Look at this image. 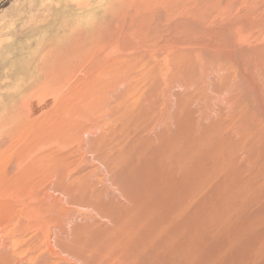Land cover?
I'll use <instances>...</instances> for the list:
<instances>
[{
  "label": "rangeland",
  "instance_id": "rangeland-1",
  "mask_svg": "<svg viewBox=\"0 0 264 264\" xmlns=\"http://www.w3.org/2000/svg\"><path fill=\"white\" fill-rule=\"evenodd\" d=\"M263 229L264 0H0V264H264Z\"/></svg>",
  "mask_w": 264,
  "mask_h": 264
},
{
  "label": "bare ground",
  "instance_id": "bare-ground-1",
  "mask_svg": "<svg viewBox=\"0 0 264 264\" xmlns=\"http://www.w3.org/2000/svg\"><path fill=\"white\" fill-rule=\"evenodd\" d=\"M34 125H35V124H34ZM164 125H165V124H164ZM159 126H160V125H159ZM162 163H163V162H162ZM160 166H162V170L164 171V169H163V168H164V167H163L164 164H163V165L160 164ZM158 168H159V167H158ZM170 168H171V167H170ZM170 168H169V169H170ZM167 169H168V168H167ZM167 169H165V170H167ZM148 170H149V169H148ZM148 170H146V171H147V172H150V171H151V169H150V171H148ZM159 170H160V169H159ZM152 171H153V170H152ZM152 171H151V172H152ZM163 171H161V172L163 173ZM165 172H166V171H165ZM152 173L156 174L157 171H156V173H155V172H152ZM164 174H166V173H164ZM164 174H163V175H164ZM168 174H169V173H168ZM156 175H157V174H156ZM170 175H171V172H170ZM174 175H175V174H174ZM148 176H149V174H148ZM151 176H153V175H151ZM171 176H172V175H171ZM153 177H154V176H153ZM156 177H158V176H156ZM156 177H155V178H156ZM159 177H160V175H159ZM162 177H163V176H162ZM169 177H170V176H169ZM169 177H167V178H169ZM175 177H176V176H175ZM146 178L149 179L147 176H146ZM160 178H161V177H160ZM160 178H159V179H160ZM163 178H164V177H163ZM172 178H174V177H172ZM172 178H171V179H172ZM151 179H152V178H151ZM151 179H150V180H151ZM164 179H165V178H164ZM169 179H170V178H169ZM174 179H175V178H174ZM144 180H146V179L144 178ZM151 181H153V180H151ZM160 181H161V179H160ZM163 181H164V180L161 181V184H165V182H167L166 180H165L164 182H163ZM170 181H172V180H170ZM147 182H149V181H147ZM162 182H163V183H162ZM175 182H176V181H175ZM145 183H146V182H145ZM173 183H174V182H173ZM173 183H172V184H173ZM148 184H149V183H147V186H149ZM150 184H152V185H150V186L153 187V184H155V182H154V183L152 182V183H150ZM167 184H168V182L166 183V186H167ZM169 184H170V182H169ZM169 184H168V185H169ZM156 185H157V183L155 184V186H156ZM158 185H159V184H158ZM158 185H157L156 187H160V185H159V186H158ZM170 185H171V184H170ZM150 186H149V187H150ZM155 186H154V187H155ZM163 186H164V185H163ZM163 186L161 185V187H163ZM171 186H172V185H171ZM173 186H175V184H173ZM149 187H148V188H149ZM151 187H150V189H151ZM154 187H153V188H154ZM164 188L166 189L167 187H163V188H161V189L163 190ZM161 189H160V191H161ZM167 189L169 190V188H167ZM147 190H148V189H146V191H147ZM153 190H154V189H153ZM168 190H166V191L168 192ZM173 190H174V189H173ZM146 191H145V192H146ZM158 191H159V188H158ZM164 191H165V190H164ZM164 191H163V192H164ZM170 191H171V189L169 190V192H170ZM173 192L175 193V191H173ZM173 192H172V194H173ZM182 192H183V191H182ZM157 193H158V192H156V194H157ZM159 193H160V192H159ZM159 193H158V195H156L155 199H154V196H155V195H154V196L151 195L150 198L153 197V200L150 199V201H151V202H152V201L155 202V200H156V202H157V200H158V202H159V201H160V198L158 199L157 196H160L161 193H162V191H161L160 194H159ZM180 193H181V192H180ZM146 194H148V193H146ZM146 194H144V197H145ZM149 194H152V191L149 192ZM149 194H148V195H149ZM164 194H166V193H164ZM164 194H162V195L164 196ZM170 194H171V193H170ZM177 194H178V192H177ZM177 194L175 193V195H177ZM182 194H183V193H182ZM162 195H161V196H162ZM175 195H174V197H175ZM178 195H179V194H178ZM178 195H177V196H178ZM166 196H167V195H166ZM177 196H176V197H177ZM146 197L148 198L147 195H146ZM167 197H168V196H167ZM168 198H169V197H168ZM168 198H167V200H170V199H168ZM170 198H171V196H170ZM172 198H173V195H172ZM172 198H171V200H172ZM178 198H179V197H178ZM180 198H181V197H180ZM183 198H184V197H183ZM184 199H185V198H184ZM146 200H147V203H148L149 198L146 199ZM171 200H170V201H171ZM177 200H178V201H177ZM150 201H149V203L151 204ZM162 201H163V199H162ZM170 201H169V202H170ZM174 201H175V200H174ZM153 202H152V203H153ZM158 202H157V203H158ZM171 202H172V201H171ZM177 202H180V200L176 198V203H177ZM145 203H146V201H145ZM147 203H146V206H147ZM159 203H161V201H160ZM182 203H183V202H182ZM155 204H156V203H155ZM155 204H154V205H155ZM164 204H165V203H164ZM164 204H161V206L164 205ZM169 204H170V203H169ZM179 204H181V203H179ZM187 204H188V203H187ZM148 205H149V204H148ZM157 205H158V204H156V206L153 207V208L151 207V205H149V206L151 207V209H154V208L157 207ZM172 205H174V204H172ZM172 205H171V206H172ZM189 205H190V204H189ZM149 206H148V208H149V211H150V207H149ZM152 206H153V205H152ZM158 206L160 207V205H158ZM171 206H170V207H171ZM175 206H177V205H175ZM182 206H183V205H182ZM159 207H157V208H159ZM168 207H169V206H168ZM172 207H173V206H172ZM197 207H198V206H197ZM200 207H201V206H200ZM146 208H147V207H146ZM160 208H161V207H160ZM164 208H165V207H163V208H161V209L163 210ZM166 208H167V207H166ZM166 208H165V210H166ZM176 208H178V207H176ZM176 208H175V209H176ZM167 209H170V208H167ZM175 209H174V210H175ZM188 209H189V208H188ZM154 210L156 211L157 209H154ZM165 210H163V214L165 213V212H164ZM194 210H195V209H194ZM196 210H197V209H196ZM146 211H147V210H146ZM157 211H158V210H157ZM178 211H179V210H178ZM158 212H159V211H158ZM167 212H169V210H168ZM173 212H174V211H173ZM193 212H194V211H193ZM161 213H162V212H160V213H158V214H160L161 216H164V215L161 214ZM158 214H157V215H158ZM257 214H258V213H257ZM152 215H153V214L151 213V217H152ZM160 215H159V216H160ZM165 215H167V213H166ZM181 215H182V214H181ZM192 215H193V214H192ZM192 215H190V216H192ZM194 215H195V216L198 215L197 211H196V213H195ZM255 215H256V214H255ZM159 216H158V217H159ZM170 216H171V215H170ZM173 216H174V215H173ZM153 217H154V216H153ZM153 217H152V219H153ZM188 217H189V216H186V218H188ZM192 217L194 218V216H192ZM192 217H191V218H192ZM198 217H199V216H198ZM164 218H165V217H164ZM186 218H185V219H186ZM195 218H196V217H195ZM195 218H194V219H195ZM250 218H251V217H250ZM152 219H151V220H152ZM159 219L162 220V217H160ZM189 219H190V218H189ZM196 219H197V218H196ZM196 219L194 220L195 222H197L196 224H194L195 222L192 221L193 219H190V221H192V223L194 222L193 224L195 225V227H196V225L199 223ZM154 220H156V218L153 219V220L150 221V222H151V223H152V222L154 223ZM161 220H160V221H161ZM167 220H168V219H167ZM167 220H165V221H167ZM198 220L201 221L202 219H198ZM158 221H159V220H158ZM158 221L155 222L156 225H158L159 223L162 224V222H158ZM185 221H187V220H185ZM190 221H189V223H190ZM173 222H174V220L171 219V220L169 221V224L172 225ZM187 222H188V221H187ZM207 222H208V221H207ZM157 223H158V224H157ZM182 223H184V222H182ZM200 223H201V222H200ZM200 223H199V224H200ZM146 224H147V223H146ZM149 224H150V223H149ZM155 224H152L151 226H154ZM161 224H159V226H160ZM190 224H191V223H190ZM201 224H202V223H201ZM205 224H206V223H205ZM147 225H148V224H147ZM147 225H145V226H147ZM156 225H155V226H156ZM185 225H188V224L185 223ZM208 225H209V224H208ZM151 226L149 225L147 228H149V227L151 228ZM155 226H154V227H155ZM159 226H156V227L159 228ZM167 226H168V225H167ZM199 226H200V225H199ZM202 226H203V225H202ZM142 227H143V226H142ZM154 227L152 228L153 230H154ZM156 227H155V228H156ZM174 227H175V226H174ZM195 227H194V228H195ZM200 227H201V226H200ZM209 227H210V226H209ZM167 228H168V227H167ZM189 228H190V227H189ZM201 228H202V227H201ZM124 229H125V228H124ZM137 229H138V228H137ZM191 229H192V225H191ZM198 229H199V228H198ZM250 229H251V228H250ZM146 230H147V229H146ZM163 230H164V229H163ZM163 230H162V231H163ZM192 230H193V229H192ZM201 230H202V229H201ZM201 230H200V232H201ZM203 230H204V229H203ZM207 230H208V229H207ZM263 230H264V229H263ZM151 231H152V230H151ZM154 231H155V230H154ZM193 231H196V230H193ZM197 231H198V230H197ZM197 231H196V233H197ZM130 232L133 234V231H132V230H131ZM164 232H165V231H164ZM167 232H168V231H167ZM180 232H181V231H180ZM214 232H215V231H214ZM134 233H135V232H134ZM146 233H147V232H146ZM148 233H149V232H148ZM151 233H153V231H152ZM190 233H191V232H190ZM137 234H138V233H137ZM153 234H154V233H153ZM153 234H152V235H153ZM156 234H157V233H156ZM156 234L154 235V237L156 236ZM192 234H193V232H192ZM198 234H200V233H198ZM202 234H203V233H202ZM204 234H205V233H204ZM207 234H209V233H207ZM246 234H247V233H246ZM172 235H173V234H172ZM174 235H175V234H174ZM174 235H173V236H174ZM205 235H206V234H205ZM142 236H143V235H142ZM146 236H147V235H146ZM148 236H149V234H148ZM168 236H169V235H168ZM179 236H180V235H179ZM189 236H190V235H189ZM200 236H202V235H200ZM260 236H261V235H260ZM139 237H140V236H139ZM169 237H170V236H169ZM187 237H188V236H186V238H187ZM192 237H193V236H192ZM192 237H191V238L189 237V238L192 240V239L194 238V237H193V238H192ZM195 237H196V235H195ZM202 237H203V236H202ZM217 237H218L217 234H214V233L209 234L208 236H206V238H204V237H203V238H199V236H198V241H199V242H197L195 239H193V241H192V242H194V243L197 242V244H194V243L191 244L192 242H191L190 244H188V245H189V248H187V250H190L191 255H192V252H194V254H195V253L198 254V256H197L196 259H195V260H198V261H196L197 264H228V262H225L226 260L224 261V258H225L226 256L228 257V255L230 256V253H231V252H229L228 249H223V248H224V247H223V244H222L221 242H219V239H218L219 237H218V238H217ZM258 237H259V236H258ZM152 238H153V237H152ZM251 238H252V237H251ZM256 238H257V237H256ZM161 239H162V238H160V240H161ZM166 239H167V238H166ZM166 239H164V240H166ZM181 239H184V237L181 238ZM246 239H247V238H246ZM263 239H264V238H263ZM150 240H151V236H150ZM155 240H156V239H155ZM164 240H163V241H164ZM188 240H189V239H188ZM153 241H154V239H153ZM163 241H162V243H163ZM166 241L168 242V240H166ZM178 241H179V240H178ZM184 241H185V239H184ZM195 241H196V242H195ZM246 241H247V240H246ZM263 241H264V240H263ZM182 242H183V241H182ZM261 242H262V241H261ZM150 243H151V242H150ZM180 243H181V242H180ZM152 244H153V243H152ZM158 244H159V243H158ZM153 245H154V244H153ZM156 245H157V243H156ZM164 245H165V244H164ZM180 245H181V244H180ZM154 246H155V245H154ZM162 246H163V245H162ZM183 246H184V245H183ZM224 246H226V245H224ZM157 247L159 248V246H157ZM261 247H262V246H261ZM152 248H153V247H152ZM154 248H156V247H154ZM194 248H195L196 251L194 250ZM262 248H263V247H262ZM161 249H162V248H161ZM161 249H159V250H161ZM166 249H167V248H166ZM259 249H261V248H259ZM154 250H155V249H154ZM159 250L157 249L158 252H159ZM180 250H181V249H180ZM184 250H185V249H184ZM257 250H258V249H257ZM262 250H263V249H262ZM164 251H165V250H164ZM258 251H260V250H258ZM173 252H174L175 254L177 253V252H175V251H173ZM174 253H170V254H171L172 256H174ZM260 253H261V252H259V254H260ZM263 253H264V252H263ZM156 254H157V257H158V256H159L158 253H156ZM177 254H178V253H177ZM187 254H189V253H187ZM152 255L155 256V253L152 254ZM182 255H183V254H181V256H182ZM134 256H135V255H134ZM176 256H177V255H176ZM174 257H175V256H174ZM190 257H191V256L189 255V258H190ZM227 257H226V258H227ZM162 258H163V257H162ZM171 258H172V257H171ZM177 258H178V257H177ZM191 258H193V257H191ZM228 258H229V257H228ZM154 259H155V260H154ZM158 259H159V258H156V256H155V258H153L154 262H155L156 260H158ZM167 259H168V258H167ZM184 259H185V258H184ZM187 259H188V258H187ZM230 259H231V258H230ZM150 260H151V259H150ZM168 260H169V259H168ZM175 260H177V259L175 258ZM158 261H159V260H158ZM160 261H161V258H160ZM192 261H193V259H192ZM150 262H151V261H150ZM154 262H153V263H154ZM164 262H165V261H164ZM190 262H191V260H190ZM196 262H193V263L196 264ZM224 262H225V263H224ZM156 263H157V262H156ZM156 263H154V264H156ZM173 263H174V262H173ZM263 263H264V262H263ZM160 264H161V263H160ZM163 264H164V263H163Z\"/></svg>",
  "mask_w": 264,
  "mask_h": 264
}]
</instances>
